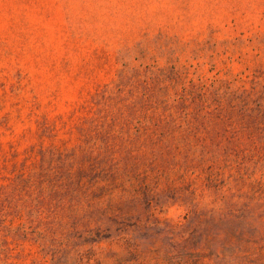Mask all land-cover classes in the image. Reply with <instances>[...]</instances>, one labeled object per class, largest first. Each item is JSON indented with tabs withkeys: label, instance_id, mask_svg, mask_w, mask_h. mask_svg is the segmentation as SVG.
Listing matches in <instances>:
<instances>
[{
	"label": "rangeland",
	"instance_id": "374dc122",
	"mask_svg": "<svg viewBox=\"0 0 264 264\" xmlns=\"http://www.w3.org/2000/svg\"><path fill=\"white\" fill-rule=\"evenodd\" d=\"M0 264H264V0H0Z\"/></svg>",
	"mask_w": 264,
	"mask_h": 264
}]
</instances>
